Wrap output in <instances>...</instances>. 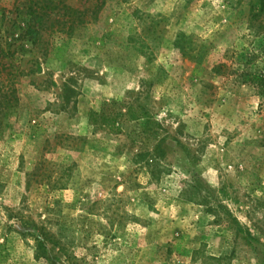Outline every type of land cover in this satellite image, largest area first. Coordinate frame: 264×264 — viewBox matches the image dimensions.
Wrapping results in <instances>:
<instances>
[{"label":"rangeland","instance_id":"obj_1","mask_svg":"<svg viewBox=\"0 0 264 264\" xmlns=\"http://www.w3.org/2000/svg\"><path fill=\"white\" fill-rule=\"evenodd\" d=\"M33 1L0 0V264H264L258 0Z\"/></svg>","mask_w":264,"mask_h":264},{"label":"trees","instance_id":"obj_2","mask_svg":"<svg viewBox=\"0 0 264 264\" xmlns=\"http://www.w3.org/2000/svg\"><path fill=\"white\" fill-rule=\"evenodd\" d=\"M99 1L100 0H87V2L90 3L89 5L96 2V7L105 6L107 0H104L102 4H99ZM53 2V0H34L33 4L38 7V9L36 10V7H31L29 10L31 16L33 17V21L38 23L42 20L45 15V9H56L57 4H54L52 8ZM258 3L259 12L264 13V0H258ZM12 64L13 61L8 60V56L5 54L4 49L0 44V128L5 119L11 114V111L16 110L20 106V97L18 89L16 88V82L20 74L14 70V66ZM11 66L12 70H10ZM117 105H119V102L112 101L111 103L104 104L99 112H91L89 114L91 124L99 128L111 129L116 125L118 118H125L128 121L133 122H141L142 118L137 117L132 111V108L129 107L125 112H123L122 109H116ZM142 127L144 129L142 134L145 139L152 138L158 132L156 129H152L150 127L149 120H146L145 123L142 124ZM161 147V144L156 146L154 159H159L163 155H160L162 153ZM152 160L153 159H151V162Z\"/></svg>","mask_w":264,"mask_h":264}]
</instances>
